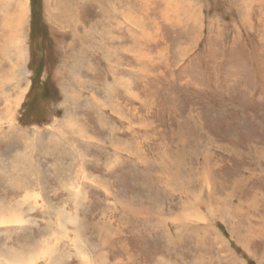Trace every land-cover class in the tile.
<instances>
[{"label":"rangeland","instance_id":"obj_1","mask_svg":"<svg viewBox=\"0 0 264 264\" xmlns=\"http://www.w3.org/2000/svg\"><path fill=\"white\" fill-rule=\"evenodd\" d=\"M68 1L0 0V264H264V0Z\"/></svg>","mask_w":264,"mask_h":264},{"label":"bare ground","instance_id":"obj_2","mask_svg":"<svg viewBox=\"0 0 264 264\" xmlns=\"http://www.w3.org/2000/svg\"><path fill=\"white\" fill-rule=\"evenodd\" d=\"M66 1H68V0H62V3L59 5V7L61 8V11H63V12H67V10L70 8V4H67V2ZM69 2V1H68ZM71 2V1H70ZM59 3H60V1H59ZM65 4H67L66 6H65ZM63 13L61 12V15H62ZM63 18V17H62Z\"/></svg>","mask_w":264,"mask_h":264},{"label":"trees","instance_id":"obj_3","mask_svg":"<svg viewBox=\"0 0 264 264\" xmlns=\"http://www.w3.org/2000/svg\"><path fill=\"white\" fill-rule=\"evenodd\" d=\"M39 74H40V71H39ZM39 74L37 76H39Z\"/></svg>","mask_w":264,"mask_h":264}]
</instances>
